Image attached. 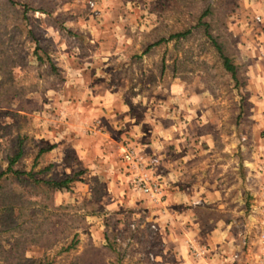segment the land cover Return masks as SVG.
Segmentation results:
<instances>
[{"label":"rangeland","instance_id":"rangeland-1","mask_svg":"<svg viewBox=\"0 0 264 264\" xmlns=\"http://www.w3.org/2000/svg\"><path fill=\"white\" fill-rule=\"evenodd\" d=\"M263 129L264 0H0V171L73 177L1 176L0 264H254Z\"/></svg>","mask_w":264,"mask_h":264},{"label":"built area","instance_id":"built-area-1","mask_svg":"<svg viewBox=\"0 0 264 264\" xmlns=\"http://www.w3.org/2000/svg\"><path fill=\"white\" fill-rule=\"evenodd\" d=\"M262 137L264 140V129L262 130ZM123 158L132 164H137V159L133 156L131 151H125ZM136 162V163H135ZM259 182L256 189V204L252 211L256 219V233H255V262L254 264H264V145L262 153H260L259 160ZM135 186L144 194L156 196L159 193L156 184L148 182L139 177L135 181ZM201 250L199 253H202Z\"/></svg>","mask_w":264,"mask_h":264},{"label":"trees","instance_id":"trees-1","mask_svg":"<svg viewBox=\"0 0 264 264\" xmlns=\"http://www.w3.org/2000/svg\"><path fill=\"white\" fill-rule=\"evenodd\" d=\"M185 32L186 31L171 34L166 39H158L156 43L161 42L162 40H168V39L180 37L181 35H184ZM212 44L214 45L215 50L217 51L218 56L221 59L222 66L226 71L230 73L231 77L234 78L235 68L229 62L228 57L223 53L221 47L215 41L212 40ZM20 154H21V149L20 146L18 145L16 151L8 159L5 169L3 171H0V178L3 174L9 173L15 178L23 176L26 182L28 181L30 184H32V187L37 189L41 188L42 190H60V189L69 188V184L73 181V177L71 176H65L62 178H35L31 169L27 171H20L12 168V164L16 161V159L20 156Z\"/></svg>","mask_w":264,"mask_h":264},{"label":"crops","instance_id":"crops-1","mask_svg":"<svg viewBox=\"0 0 264 264\" xmlns=\"http://www.w3.org/2000/svg\"><path fill=\"white\" fill-rule=\"evenodd\" d=\"M256 196V195H255ZM253 201V200H252ZM254 201H256V198H254ZM219 227L217 228V230H215V231H212L211 233H210V235H214V234H216L215 236H213V237H210L209 236V243L211 244V243H216L217 242V244L219 245V248H227V246H226V240L228 239L227 238V236H228V230H226V229H223L224 227H222V225H218ZM187 239V241H188V237L186 238ZM212 245V244H211ZM175 249L176 250H180L181 252H184L183 253V256L185 257V259H186V262H188V261H190L191 259L192 260H198L199 258L202 260V262H204L205 264H208V262L209 263H211V259L212 258H203L202 256H199L198 255V257L195 255V256H193L192 254H190L189 256H187V251H188V245H187V242L185 241V243L182 245V247H178V246H176L175 245ZM209 250H211V247L209 246V248H208V251H206V253L208 254V252H209ZM192 253V252H191ZM206 254V255H207ZM199 261V260H198ZM245 261H248L247 259L245 260ZM243 264H246V263H243Z\"/></svg>","mask_w":264,"mask_h":264}]
</instances>
